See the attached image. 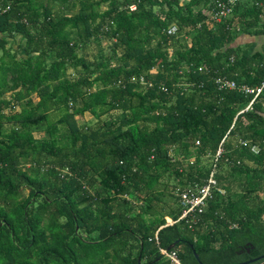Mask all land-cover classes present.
I'll return each mask as SVG.
<instances>
[{
  "label": "trees",
  "instance_id": "obj_1",
  "mask_svg": "<svg viewBox=\"0 0 264 264\" xmlns=\"http://www.w3.org/2000/svg\"><path fill=\"white\" fill-rule=\"evenodd\" d=\"M214 1L76 0L77 11L62 13L51 2L0 0L10 3L0 13V264H168L161 249L176 240L169 251L181 264L264 254V89L238 113L252 95L215 81L259 84L264 54L229 45L232 18L210 24L204 10ZM235 8L242 17L260 14L252 3ZM16 35L21 56L7 46ZM100 36L120 49L114 62L77 55L80 42ZM78 65L83 73L68 76ZM85 111L95 124H78ZM212 170L203 211L179 218L180 193L206 183ZM164 178L175 181L176 205L166 209L158 203ZM236 179L244 190L233 196ZM132 192L146 203L135 208Z\"/></svg>",
  "mask_w": 264,
  "mask_h": 264
},
{
  "label": "rangeland",
  "instance_id": "obj_2",
  "mask_svg": "<svg viewBox=\"0 0 264 264\" xmlns=\"http://www.w3.org/2000/svg\"><path fill=\"white\" fill-rule=\"evenodd\" d=\"M51 2V4L53 5V9L60 11V9L63 11L62 13H69V12H75L78 9V4L75 3L76 5H72L73 2H76V0H35V4H46ZM108 7V1H103L100 4L99 10L102 11L104 9H106ZM211 22V21H210ZM211 24V23H210ZM181 34L183 36V38L187 41L190 42V37L188 35H185L183 31H181ZM180 35V34H178ZM19 42H22L19 35H16L15 37L11 38L9 40V43L7 44V46H9L11 48L12 51L17 50V54L18 56H21L23 54V51L20 50V48H18ZM113 39L107 37V36H100L99 39H91L88 42L84 43V42H80L78 47H77V55L79 57H83L86 61H95V60H102L105 58H111V61H115V57L121 54L120 49L116 50L115 52L113 51ZM173 47L170 46L168 47V52H169V56L171 57L173 54ZM114 54V56H112ZM47 62H49L48 58L46 59ZM156 68H153L151 71H155ZM84 69L81 65L78 66H69L67 68V74L68 76H70L71 78H74L76 76H78L80 73H83ZM13 74H8L9 79L12 77ZM95 73L92 74V76H94ZM183 81H185V79H183ZM95 87V86H94ZM38 100V97L36 95L33 94V102L35 103ZM13 111H19L20 110V105L19 104H15L13 109ZM6 112H9V109L6 110ZM118 111H113L114 114H116ZM51 119L54 121L55 119H57L59 117V112L57 111H53L51 112ZM78 124L80 125H92L96 123V118L92 116V114L89 111H85L83 112L82 115H76L75 116ZM63 129H61L62 131ZM46 135V133L44 131H35L34 132V136L35 137H44ZM198 144L197 142H195V145ZM191 149L195 150V147L193 145H191ZM209 157H202L201 161L205 164H209L210 159L208 160ZM188 160L193 161L194 157L190 156L188 158ZM185 163V162H184ZM43 171V170H42ZM162 180H168V184L166 189L164 190L163 195H161L159 198V202L156 199H152V203H156L158 202L160 205H163L164 208H169V206H175L176 205V200L174 198V192L171 193V186L172 184H174V180L172 178H164ZM244 187L242 186V183L240 182L239 179L233 180L231 182H229L228 185V194H231L233 196L238 195L239 193L243 192ZM24 193L26 194L28 192L27 189L23 190ZM258 197H259V201L264 202V188L260 191H258ZM126 198H128V200L135 206V208L142 206L146 203V200L143 199V195L141 194H136L135 192L130 193L129 195L126 196ZM149 216V215H148ZM168 217H170L169 215H167ZM166 216V217H167ZM167 221V220H166Z\"/></svg>",
  "mask_w": 264,
  "mask_h": 264
},
{
  "label": "built area",
  "instance_id": "obj_3",
  "mask_svg": "<svg viewBox=\"0 0 264 264\" xmlns=\"http://www.w3.org/2000/svg\"><path fill=\"white\" fill-rule=\"evenodd\" d=\"M252 3L256 5H260V0H215L213 4L208 8V19L212 22H220L224 18L231 17L233 15L235 6L238 3ZM131 9L135 8V5L132 4L130 6ZM10 9V3H6L4 5L0 4V13L5 12ZM178 31V27L176 24H171L167 28L168 34H175ZM216 83L220 88L226 87V88H236L240 90L241 92L245 94H251L252 97L248 101V103L241 108L238 113L243 112L244 110H249L252 108L253 102L256 100V98L259 96V94L264 89V78L262 81L257 85H249L246 83L237 84L233 79H229L226 77H217ZM140 83L144 85H151V82H146L143 77L140 78ZM225 137V136H224ZM199 142L198 140L196 141ZM242 142H246L245 140ZM249 149L252 153L258 154L260 150V145L257 142L252 143L249 146ZM222 152L221 143L219 144L215 154L214 159L217 160L220 153ZM216 183V180L214 178V170H212L208 176V179L206 183L197 186L194 190L193 189H187L180 193V201L183 205V210L179 216V218L185 217L188 214L194 213V212H202L206 201L209 196H211V190L214 184ZM223 191V190H221ZM173 222V220H169V223ZM162 253L167 257L168 264H181L175 251H166L165 249H161Z\"/></svg>",
  "mask_w": 264,
  "mask_h": 264
},
{
  "label": "crops",
  "instance_id": "obj_4",
  "mask_svg": "<svg viewBox=\"0 0 264 264\" xmlns=\"http://www.w3.org/2000/svg\"><path fill=\"white\" fill-rule=\"evenodd\" d=\"M261 3L259 6L260 14L257 19H255L250 13L246 12V16L242 17L240 15L242 10L240 8H235L234 17L232 18L231 23V33L232 39L230 40L229 45L235 47L239 52L241 50L260 52L264 54V0H260ZM243 3V2H241ZM206 7H203V4L199 5L197 8H204L205 12ZM209 20V19H208ZM252 21V22H251ZM213 22L211 21V24ZM172 220L171 217H169ZM167 223H169L168 216L166 217Z\"/></svg>",
  "mask_w": 264,
  "mask_h": 264
},
{
  "label": "water",
  "instance_id": "obj_5",
  "mask_svg": "<svg viewBox=\"0 0 264 264\" xmlns=\"http://www.w3.org/2000/svg\"><path fill=\"white\" fill-rule=\"evenodd\" d=\"M177 242V240L175 242H173L167 249L166 251H169V249L171 247H173L175 245V243ZM194 255L196 258H198V254L196 252H194ZM261 260L260 262L256 263V264H264V254L262 255H259L257 257H254V258H250V259H247V260H244V261H241V262H238V263H235V264H251V263H255L257 261Z\"/></svg>",
  "mask_w": 264,
  "mask_h": 264
},
{
  "label": "flooded vegetation",
  "instance_id": "obj_6",
  "mask_svg": "<svg viewBox=\"0 0 264 264\" xmlns=\"http://www.w3.org/2000/svg\"><path fill=\"white\" fill-rule=\"evenodd\" d=\"M249 258H252V257H249ZM249 258H247V259H249ZM261 260H259V261H257V262H255V263H252V264H256V263H258V262H260Z\"/></svg>",
  "mask_w": 264,
  "mask_h": 264
}]
</instances>
